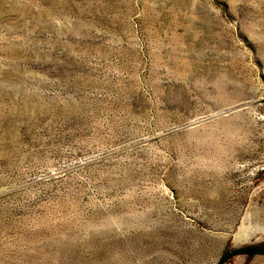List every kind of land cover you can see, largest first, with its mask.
<instances>
[{"label":"rangeland","instance_id":"1","mask_svg":"<svg viewBox=\"0 0 264 264\" xmlns=\"http://www.w3.org/2000/svg\"><path fill=\"white\" fill-rule=\"evenodd\" d=\"M243 221L264 0H0V264H214Z\"/></svg>","mask_w":264,"mask_h":264},{"label":"water","instance_id":"2","mask_svg":"<svg viewBox=\"0 0 264 264\" xmlns=\"http://www.w3.org/2000/svg\"><path fill=\"white\" fill-rule=\"evenodd\" d=\"M237 255H264V244H248L243 246H235L229 250L222 252L214 264H224L233 256Z\"/></svg>","mask_w":264,"mask_h":264},{"label":"bare ground","instance_id":"3","mask_svg":"<svg viewBox=\"0 0 264 264\" xmlns=\"http://www.w3.org/2000/svg\"><path fill=\"white\" fill-rule=\"evenodd\" d=\"M25 1V0H24ZM27 1V0H26ZM27 4V3H26ZM29 5V4H27ZM26 5V7H27ZM41 13V12H40ZM45 13V12H44ZM37 14V13H36ZM35 16V15H34ZM38 16V15H37ZM39 18V17H37ZM248 218V213H246V215L244 216L243 219H247ZM259 229L261 231H263L264 229L262 228V226L260 225H250L248 223H245V221H243L239 226H238V230L235 232L234 234V240L236 241H248L251 240L252 236L255 234V231H259ZM264 234V233H263Z\"/></svg>","mask_w":264,"mask_h":264}]
</instances>
